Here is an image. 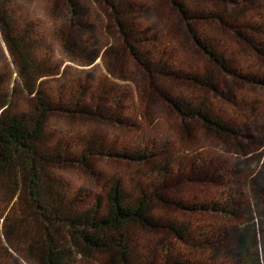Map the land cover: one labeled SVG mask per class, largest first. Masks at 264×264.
Returning <instances> with one entry per match:
<instances>
[{
	"label": "trees",
	"instance_id": "trees-1",
	"mask_svg": "<svg viewBox=\"0 0 264 264\" xmlns=\"http://www.w3.org/2000/svg\"><path fill=\"white\" fill-rule=\"evenodd\" d=\"M31 1L0 0V264H261L264 0H44L46 35ZM151 104L217 147L163 151ZM101 160L133 175L75 190Z\"/></svg>",
	"mask_w": 264,
	"mask_h": 264
},
{
	"label": "rangeland",
	"instance_id": "rangeland-1",
	"mask_svg": "<svg viewBox=\"0 0 264 264\" xmlns=\"http://www.w3.org/2000/svg\"><path fill=\"white\" fill-rule=\"evenodd\" d=\"M30 10H32L39 19L38 26L41 30L46 32L44 35L49 32V27L52 25L53 20L52 16L49 14V11L46 7L44 0H32L30 3ZM43 41H46L47 54L50 56L52 61L60 63L64 61V56L58 51V46L54 40L50 37L43 38ZM44 49V51H45ZM56 63V64H57ZM93 68L90 66H83L73 63L69 60L64 62L65 66V76L66 77H78L83 76L84 72L87 71L93 73L94 75L101 76L103 72V67L99 59L94 63ZM61 78H51L45 79L44 82L48 85L58 86L59 82L63 81ZM151 110L154 112V116L151 122L147 120L144 125L145 127L142 131L147 132L151 137H153L162 148L163 151H175L178 148L186 149L187 146L194 145L200 146L202 148L213 149L217 147V141L214 139L211 134H208L201 126L195 124L194 122H184L180 117L174 115L169 107L164 104H151ZM59 127L62 131H71L73 128L76 130H87L92 127L91 123L81 121L75 123L71 121L66 116L62 117L59 120ZM181 127H186L189 134H186L184 131L182 133ZM116 126H104L101 130H105L107 133L115 131ZM100 162V171L101 175L98 178L90 177L84 174V172L79 170H74L69 172V179L72 181L73 188L75 190H81L84 194L91 193V191L97 190V187L100 186L110 174H120L128 177L129 173H133V167L131 165L126 166L125 164L116 163V161L101 160ZM133 175V174H132ZM199 191V190H198ZM193 192V191H192ZM84 264H97L96 262H87ZM264 264V258L262 263Z\"/></svg>",
	"mask_w": 264,
	"mask_h": 264
}]
</instances>
